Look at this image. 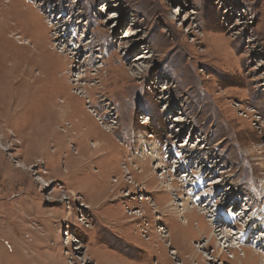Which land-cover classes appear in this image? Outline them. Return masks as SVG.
Wrapping results in <instances>:
<instances>
[{"label": "rangeland", "instance_id": "rangeland-1", "mask_svg": "<svg viewBox=\"0 0 264 264\" xmlns=\"http://www.w3.org/2000/svg\"><path fill=\"white\" fill-rule=\"evenodd\" d=\"M261 207L264 0H0V264H264Z\"/></svg>", "mask_w": 264, "mask_h": 264}, {"label": "bare ground", "instance_id": "bare-ground-1", "mask_svg": "<svg viewBox=\"0 0 264 264\" xmlns=\"http://www.w3.org/2000/svg\"><path fill=\"white\" fill-rule=\"evenodd\" d=\"M61 77H63V76H61ZM141 172V171H140ZM160 178H162V177H160ZM149 179V178H148ZM170 188V187H169ZM250 203V202H249ZM179 204V203H178ZM249 205L248 204H246L245 203V210H249L250 208L248 207ZM191 211V210H190ZM235 211H236V208H235V210L234 209H232L231 210V214H229L228 216L227 215H225L224 216V218L223 219H220L219 221H220V223H218L219 225H214V230H213V232H215V231H217V232H219L220 234H221V236H220V241H221V239H223L224 241H223V247H233V248H237V249H239V251L240 252H242L241 253V256H242V260H243V262H245V260H247L248 262L252 259V257H254L255 255H254V253L255 252H252V250H250V249H247V248H240V245H239V241H241V237L243 238V235L241 234L240 235V237H238V238H236V236L234 235V232L232 231V230H229L228 229V225H229V223L230 222H233L235 219L233 218V213H235ZM184 212V211H183ZM191 214H192V212H190ZM208 213V212H207ZM246 213H247V211L246 212H243V216L244 215H246ZM261 216L259 217V218H257V220L252 224V231H251V233H252V235L253 236H257V237H261L262 235L264 236V208H262L261 207ZM220 217H223V216H221V215H219ZM218 216V217H219ZM232 217V218H231ZM246 219V218H245ZM236 221H238V220H236ZM218 222V221H217ZM255 223H257V224H255ZM189 224V220H187L186 218H184V220H183V225H188ZM231 224V223H230ZM232 229V228H231ZM212 232V233H213ZM228 233V234H227ZM217 235H219V234H217ZM210 236V235H209ZM227 236V237H226ZM228 237H230V239L228 238ZM248 237V236H247ZM246 236H244V239H248ZM216 239H217V237H215ZM209 239L211 240V239H213V236H210L209 237ZM218 239V240H219ZM235 239H237V244L235 243L234 244V241H235ZM244 239H242V243H244ZM251 239V238H250ZM239 240V241H238ZM256 240V239H255ZM259 240V239H258ZM263 241V240H262ZM248 242V241H247ZM256 243V242H255ZM260 250V249H259ZM262 254H264L262 251H260ZM255 254H258V253H255ZM249 257H248V256ZM263 256V255H262ZM232 257H234V255H232ZM260 260V259H259ZM262 260V259H261ZM252 261V260H251ZM253 262V261H252ZM252 262H250V263H252ZM263 263H264V259H263Z\"/></svg>", "mask_w": 264, "mask_h": 264}]
</instances>
